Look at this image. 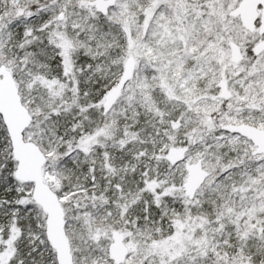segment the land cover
Wrapping results in <instances>:
<instances>
[{
  "label": "snow or ice",
  "instance_id": "6c2138e0",
  "mask_svg": "<svg viewBox=\"0 0 264 264\" xmlns=\"http://www.w3.org/2000/svg\"><path fill=\"white\" fill-rule=\"evenodd\" d=\"M0 264H264V0H0Z\"/></svg>",
  "mask_w": 264,
  "mask_h": 264
}]
</instances>
